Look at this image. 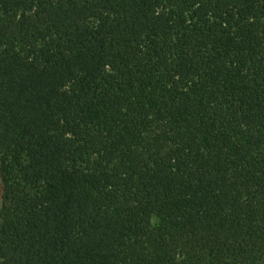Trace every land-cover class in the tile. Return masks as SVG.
<instances>
[{"label": "trees", "instance_id": "1", "mask_svg": "<svg viewBox=\"0 0 264 264\" xmlns=\"http://www.w3.org/2000/svg\"><path fill=\"white\" fill-rule=\"evenodd\" d=\"M0 264H264V0H0Z\"/></svg>", "mask_w": 264, "mask_h": 264}, {"label": "rangeland", "instance_id": "2", "mask_svg": "<svg viewBox=\"0 0 264 264\" xmlns=\"http://www.w3.org/2000/svg\"><path fill=\"white\" fill-rule=\"evenodd\" d=\"M1 180H2V179H1V173H0V210H1V189H2V188H1Z\"/></svg>", "mask_w": 264, "mask_h": 264}]
</instances>
